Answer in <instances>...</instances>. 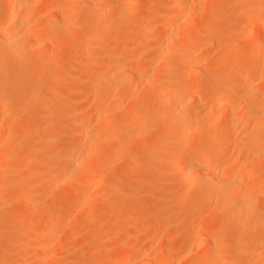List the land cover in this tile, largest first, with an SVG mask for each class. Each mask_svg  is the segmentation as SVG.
Returning <instances> with one entry per match:
<instances>
[{
    "label": "rangeland",
    "instance_id": "obj_1",
    "mask_svg": "<svg viewBox=\"0 0 264 264\" xmlns=\"http://www.w3.org/2000/svg\"><path fill=\"white\" fill-rule=\"evenodd\" d=\"M35 1L36 0H31V2L34 3H31L29 7L23 10L18 9V11H16L15 9L14 14L16 13L17 15V19L15 16V21L18 20L16 22L17 24L21 22V20L23 22V17H25L27 13L32 17H37V19L33 18L35 22L32 23L35 25L31 23L32 26L30 24V27H28L29 24L26 25V22L23 23L26 26L19 23L20 26H24L22 27L23 31L27 28L24 33L28 34L31 28L34 29L39 27L43 19L50 20L51 27L47 26L46 30H52V34L49 39H47L48 36H46V33L42 35V45L47 44V40H51V43L49 42V45H46L48 47H42L45 52L50 55L47 61L44 62V65H46L45 68L40 67L43 63L39 58L41 55H39V53H41V48L39 49V47L35 46V49H39L37 50L39 53L34 49L37 54L36 56L34 55L35 51L29 50L26 46L28 45L27 43L32 42L33 39L29 34L26 38H21V34L19 35L21 38L19 39V44L21 45H17L23 46L24 48L20 47L21 49H17L15 45L16 48L0 53V57L4 60V64L0 68V81L10 77L12 73L15 75V80L9 87L10 90L5 96L0 95V121H2V118L5 120L4 123H1L2 125L0 124V181H3L2 183L6 185L5 192L0 196V264H121L119 252L122 246L119 244V241L129 236H131V239L136 238L137 241L138 239L140 241L144 239V243L142 240V245L145 246L147 250L145 248L142 249L146 251H153V249L156 251V247H160L161 250L170 248L176 251L177 257L173 254L166 256L162 254V260L165 259L164 261L166 264H173L175 260L180 258L179 263L181 261V264H201L199 256L201 250L203 251L205 247L198 245L201 247V249H198L200 247H198L197 244L199 243L198 239L207 234L203 228L208 224L210 227L208 233H213L215 225L218 222L217 220L225 215V212L227 213L230 208L226 206V204H223L221 209H219L214 207V205L212 206V203H207V208L205 204H200L197 199L194 198V196H200L205 188L211 184L209 178L201 179L197 174L192 173L185 167H174L172 172L166 170L162 154L160 153L170 149V147L166 143L159 145V139L164 133H167L168 130L175 126V123L172 124V122H166L163 119L169 111V106L152 107L149 108L150 110L148 109V111H142L146 108H141L147 104L145 103L144 105L142 104L143 106L141 105V107L136 109L133 108V110L131 109L130 117H133V119L137 118L135 123L137 127L133 124V127L136 129L132 131L128 124L129 129L127 132L130 133L132 131L131 133H135L136 130L138 132L142 129L146 131V134L143 139L134 140L132 144L120 150L114 161H111L110 157L112 149L115 147V140L114 138L110 139V136L116 132L113 130L114 125H119V120L123 121L121 113L115 110V113L118 112L117 115L119 119L117 117V123L112 125L113 131H111L110 136L107 138V142L104 141V144L102 142L103 145L100 144L103 146V149L104 147L106 148L105 150L107 153L102 155V161L111 168V173L95 177V172H91L88 176L85 175L76 178L72 175L69 176L68 170L66 172L64 170L60 172L55 171V167L58 166L60 161L64 160L69 153L70 143L77 136L79 131L78 124L80 116L78 115L83 112V110L91 117H94L93 115L96 117V115L99 114L98 116L102 117L101 119L104 120H102L103 123L105 122V118H103L104 115H102L103 113L101 114V107L105 106L106 100L104 101V106L100 105L101 107H99L98 105V108H95L96 101L93 99V93L96 90V82L94 81V76L90 73L93 64L90 66L92 62L89 63V60L92 61L94 59L93 57H95V55L93 53H95L94 51L97 48L99 53H97L96 50V58L103 49H110L112 47L113 50L125 52L124 58L121 60L118 59L119 61H114L115 66H117L116 63L118 62L121 65L126 63V65L132 64V67L137 66L135 68L138 69L139 75L141 76L140 79L139 75H137V78L135 76L136 80H134V77H131L132 92L130 91L129 95L132 97L136 91H133V87L138 86L134 97H137L136 99L139 102L141 100L143 103L149 100L150 97L159 99L162 95H166L173 90L172 86H163L160 80H152L149 74L156 66L157 69L155 70L157 71L163 72L165 71L164 69L167 70L166 67H168V64H166L165 67V63L161 62L162 66H159V63L157 64L156 62L158 58L160 59L161 57L160 54H158L160 49L165 48L163 45L164 42L169 41L168 39L174 41L176 37H173V34L183 36L180 37V40L177 36L176 39H178V42L185 37H190L189 33H194L195 35V33H198L200 30L206 35V30L209 27L205 29V26H211L213 24V34H210L212 33L211 31L208 33V36L213 38V41L210 39L213 46L206 47L203 46L205 44H202L203 47H201L203 50L201 52L203 56L201 60L203 63L199 60L200 54L196 52L197 54L195 53L192 55L193 58H197L198 62H201V66L205 64L204 67L198 65L200 73L198 72L197 74L201 83L200 100L201 104H204L207 102L206 98L210 94L220 88L225 90V85L229 82L228 80L231 77L232 79L235 77L236 83H239L244 77L246 70L240 68L239 62L224 65L220 56L226 49L234 51L235 48L238 50L237 47H239L240 50L241 48L249 47L251 42L249 39L245 38L244 28L245 30L248 29L251 27V24H255L254 26L257 27V31H255L254 26V28L252 27L255 33L264 31V25H262L264 22L261 21L260 25L256 22L258 21L259 15L256 16L255 19L253 18V21L251 20V16L255 17L253 15L255 14L253 8L261 2V0H219L223 2H219L220 6L226 4V7L224 6L226 10L222 9L223 7L221 8L222 10H220L217 6L214 7V5L211 6L214 8L210 7V10H203L202 7H204L206 3H211V0H193L194 3H199L198 8H200L199 6L202 4L201 9H197L198 11L201 10L202 13L201 11L200 13L203 15L199 14V12L195 13V11L187 18L180 16L178 20L179 23H177V31H175L177 28L174 29L176 26L173 27V30L172 28L168 29L162 25L161 10L152 12L147 9L148 0H145L144 3L139 6H135L124 0H104L105 3L106 1H108V3H101L97 9H95L96 5L94 7L93 4L100 0H71L70 5L72 10L73 8L75 9L73 10V15L67 18L59 14L61 11L62 13L64 12V4L62 3H64L65 0L62 2L58 0L61 5L56 6L57 8L53 7L55 10L59 7L60 10L58 9L57 13H55L56 11L54 12L52 7H49L48 9L50 10H47V6L44 5V0L40 2L43 4L42 6ZM159 1L160 3L167 2L166 0ZM213 2L214 0L212 4ZM215 2H218V0H215ZM101 5H103V7ZM100 8H104L102 12ZM51 9L53 10L52 13L54 12L53 14H56L54 17L53 14L50 13ZM92 9H95L93 12L94 14L91 13ZM106 11L112 14L111 17L110 14L107 13L109 17H111V19L109 18L110 20L108 19L109 23L105 25L101 22L99 27L95 30L96 33L93 31V35L96 34L95 36H97L99 33L102 34L106 29L105 26L107 27V25H109L106 32L107 34L105 33L106 35H103L104 37L100 39L101 41L99 40L100 43L97 42V48L95 46V50L89 51L90 54H88L86 50L83 49V44L87 37L86 35L91 31L89 32V30L85 29V31H75V28L78 25H84L86 21L93 17H97L96 20L108 18V15H105ZM22 13L25 15H22ZM20 14L23 17H21ZM50 14L52 19H56L55 22L47 16ZM246 16H249L250 19ZM2 17L5 18V10L0 7V19ZM60 17L61 19H59ZM182 18H184V20ZM69 20H71L70 23ZM246 20L251 22L249 23L250 25H247L249 26L247 28L246 23L248 24V22ZM2 21L0 20V22ZM225 23L226 26H224ZM19 24L17 26H19ZM179 24L185 25V28L183 25L182 26L185 32L188 30L189 36L188 34H184V30ZM179 28L181 29L180 31ZM169 32L173 38H171ZM24 33L22 35H24ZM231 33H233V35H230ZM101 34L98 36L100 37ZM168 34L170 36L169 38ZM28 36L30 39L27 38ZM89 36H91V34H89L88 37ZM27 39L31 41H27ZM112 42H118V45ZM175 42L178 43L176 40ZM220 43L223 44L220 45ZM226 44V49L221 52V50H223L221 47H225ZM49 46L51 47L49 48ZM182 50L184 54L188 51L185 48H182ZM132 55H134V58H132ZM157 55L158 57H156ZM180 55H177L178 58L183 54ZM177 56L175 55V57ZM22 58H27L28 61ZM91 58L93 59L91 60ZM119 64L118 66L120 67L121 65ZM118 66L117 68H119ZM206 69L208 71H206ZM147 70L151 71L147 72ZM202 71L206 74H203ZM143 72L146 73L144 74ZM142 74L143 76H148V79L144 76L146 82H143L144 79L142 78ZM53 75L56 76V79L51 80ZM40 79L45 83L46 89L39 92V90L37 91V83ZM149 79L151 80L149 81ZM1 90L2 88L0 86V92ZM12 92L14 94H12ZM25 96L28 97V99ZM17 97H22V99L18 100ZM240 97H242V91H238L236 94L237 100H239ZM236 98L235 101H237ZM125 99L127 101H125ZM123 100L120 101V106L126 105L129 101V97ZM21 102L26 103V105L21 104ZM108 103L110 102L108 101L106 103L107 106L109 105ZM110 106L113 107L114 105L112 106L111 104ZM2 107H5L7 111L4 112V108ZM203 109H207L206 106L203 107ZM142 112L143 117L140 116ZM148 113L150 115L149 118ZM115 116L112 117L111 120H113ZM144 116H147L148 119H144ZM128 117L127 115L126 118L129 120L130 117ZM10 118H13L14 121L12 122ZM126 118L124 120L127 124L128 121ZM262 119H264V117H262ZM252 120L253 119L239 124V126L233 130V135L237 138L239 146L243 144V148L248 145V142H254L252 139H256L254 143L259 144V147L263 148L264 138L260 140L255 137L254 134L247 135L246 133L248 132L247 127L251 126V124L253 125V122L255 123V121ZM113 121L110 123L112 124ZM263 122L264 120L260 124L264 125ZM142 124L145 129L140 128ZM116 126L114 128L115 130H117ZM251 127H249V130ZM255 127L258 126H254V129ZM93 128V124H90V127L87 128L88 130L83 129L84 131L81 130V133L84 132L82 134L87 136V131H91V133L94 131L92 134H95L97 128H95V130ZM261 129L263 130L261 132L264 133V126H260V130ZM129 130L131 131L129 132ZM210 131L211 130H209V133ZM191 135L194 136L193 133H185L183 139L186 137H193ZM258 140L259 142H257ZM139 149L143 150V154L141 156H135ZM231 149L229 148V153L226 156L230 165L225 166L232 171V173H229L233 175V170H239L238 168H240V171L242 169L247 173V177L246 175L245 177L252 181L250 183V181L245 178L250 186H256L255 189L257 190H264V155L258 151L255 152L248 161L241 159V161L244 162H239V159H233L234 156L232 157L231 155ZM13 152H15V156L12 155L14 154ZM86 153L87 152H85V154ZM88 153L86 154L87 156H90V154L92 155V152ZM151 153H154L152 158L150 156ZM16 154L19 155V157ZM10 156L12 157L11 160L15 158L13 159L15 162L12 161L13 166L10 165V161L9 165L7 163V160H10ZM234 167H236V169ZM229 169L227 170L229 171ZM227 170H224L223 177L226 175L225 177L227 179H232L233 176L228 177L230 174ZM193 174L197 176H192ZM235 175L236 174H234V178ZM64 176H66V179ZM122 180L125 181V183L119 185V182ZM191 181L194 182L196 188L191 190L194 191V193L189 191L190 193L187 194L186 191L189 189ZM85 187H88V190L90 189L89 193L92 195L88 206L80 204L82 192ZM231 187L234 186L232 185ZM178 194L180 197H178ZM227 194L228 192L226 191H214L209 196L211 200L216 198L223 199L226 196L228 197ZM186 195H189V197H185ZM190 196L192 198H190ZM263 200L262 203H259L261 207L258 205L259 207L251 211L249 219L242 221L237 218L236 214L233 215V220H231L225 232L230 235L235 229H243L245 232L241 239H226L222 244L216 246L212 245L214 248L212 251L220 250L221 247L224 249L236 247L242 256L247 254L245 259H248V257H256L257 259L258 257V264H264ZM71 208L80 210L82 212L81 218L71 221L67 220V212ZM204 208L207 209L205 210V214H203L204 212L201 213ZM195 209L198 213L194 211ZM216 209H219V213L223 211V215L218 213L217 217L219 218L215 216L217 215ZM256 209L258 211H256ZM206 211L208 212L206 213ZM209 212L213 213V215L215 213V215L212 216L214 219H217L213 221L214 225H212L214 227L209 224L210 221L212 222L213 218H211V220L203 218ZM193 216H196V218L198 216L197 222L200 224L199 231L205 232L204 234L199 233L198 229H196L199 234L197 239H191L192 237H190L191 225L189 222ZM204 219L206 221L203 222ZM142 220L155 224V230H153V232H148L144 231V229H139L137 224ZM49 221L60 223L61 229L57 231H47L45 228ZM162 225L165 226V229H163ZM161 229H163V231H161ZM205 229L207 230V228ZM20 238L22 239V244L20 243V246H18L19 248H17V256H13L14 254L4 255L3 252L8 246L10 248H16L14 242L17 240L20 241ZM97 239L99 240L97 241ZM90 240H92L91 243L93 242L91 245L87 242ZM192 240L198 241L192 243ZM212 247L210 248L212 249ZM13 251L14 250H12V252ZM215 252L217 253V251ZM216 253H214V256L217 259L219 256H217ZM160 257L161 256H159V260H161ZM216 259L214 258L215 261H220L222 258H219V260ZM176 262L175 264H178V261Z\"/></svg>",
    "mask_w": 264,
    "mask_h": 264
},
{
    "label": "bare ground",
    "instance_id": "obj_2",
    "mask_svg": "<svg viewBox=\"0 0 264 264\" xmlns=\"http://www.w3.org/2000/svg\"><path fill=\"white\" fill-rule=\"evenodd\" d=\"M42 1L43 0H36L35 2L40 3ZM62 1L63 0H61L60 2H62ZM124 1L125 2L128 1L135 6L136 5L139 6V5L143 4L145 0H124ZM166 1H167L166 3H160L159 0H148L147 9L149 11H152V12L157 11V10H161L162 11V22L161 23L163 26L167 27L168 29L169 28L173 29L174 26H176V27H174V29L178 27L177 23H179L178 20H179L180 16L187 18L189 15H191L195 11H196L195 13H198V12H199V14L202 13L201 10L198 11V9H201L202 4H201V6H199L200 8H198L199 3L198 4L194 3L193 0H166ZM212 1L213 0H211V3L208 1L209 3H206V5L204 7H202V9L203 10H205V9L210 10V7L213 5H214V7L217 6V8H220V10L225 9L224 6L226 7V4H224L223 6H220V3H223L222 2L223 0L222 1L218 0V2H215V0H214L213 4H212ZM60 2L58 0H44V5L47 6L46 7L47 10H50V9H48L49 7H52V9H53V7L57 8L56 6L61 5ZM70 2H71V0H65V2L62 3V4H64V12L62 13V11H61V13L59 12V14L62 15L64 18H67V17H70L71 15H73V10L75 8H73V10H72ZM103 2H104V0H100L99 2H96L95 4H93L94 7L96 5L95 9H97V7L99 8V5ZM200 2H202V1H200ZM31 3H32L31 0H0V7L5 10V18L2 17L3 19L2 18L0 19L1 21L3 20L2 22H0V53L4 52V51H9L12 48H16V46H17V49L20 47L22 48L23 46H19V45H21V44H19L20 43L19 39L24 38V37L26 38V36L28 34H29V36H31L33 38L32 42H29V43L26 42L28 44L26 46L28 47L29 50H34L35 46L39 47V49L40 48L43 49L46 45H49V42L51 40H47V44L42 45V43H43L42 35L46 33V36H48L47 39H49L50 35L52 34V30H50V29H49V31L46 30L47 26L51 27V24H50L51 22L49 19H43L41 22V25L39 27H36L34 29L31 28L32 31L30 30V32H28V34H26L24 32H26L27 28H25V30L23 31L22 27H24L28 24H29L28 27H30V24L32 22H35L33 20V18H35V17L28 15V13L26 15L24 13H22V15L24 14L25 17H23L20 14L24 20H23V22L21 20L22 23L21 22H19V23L22 25L24 22H26L27 24L26 25L23 24L24 26H20V24L18 23L19 26H17L18 24L16 22L18 20L15 21V16L17 19L16 13L14 14L15 9H16V11H18V9L23 10L24 8L29 7V5ZM106 3H108V1H106ZM218 3H219V5H218ZM263 3H264V0H261V2H259L253 8L254 13L256 15L253 14L255 17L251 16V20H252L253 18L255 19L256 16L259 15V18L257 19L259 22L256 21L257 23H259L258 25L261 24V21L264 22V4ZM42 5L43 4H41V6ZM73 6H74V4H73ZM101 6L103 7V5H101ZM214 7H211V8H214ZM55 8L53 10H54V12L56 11L55 13H57L59 7L56 10H55ZM61 8H62V6H61ZM52 9H51L50 13H52V11H53ZM95 9H92L91 13H93ZM102 9H104V8H100L101 12H102ZM109 11H111V10H109ZM200 11H201V13H200ZM79 12H81V11H79ZM48 13H49V11H48ZM107 13L110 14V12L106 11L105 15ZM109 14H107L108 18L96 20L97 17L96 18L93 17L92 19L88 20L89 22L86 21V23L84 25L83 24L78 25L75 28V31L76 30H84V29L89 30V32L91 31L89 33V34H91V36L88 37L89 34H87L86 35L87 37L84 40L86 43L84 42V44H83V46H84L83 49H85L88 54H90L89 51H92L93 49L95 50V46H96L97 42H99V40L102 37H104L103 35L107 32L109 25H107V27L105 25L107 23H109V20L112 17L111 16L112 14H110L111 17H109ZM55 15L53 14V17ZM201 15H203V14H201ZM34 16H35V14H34ZM47 16H49L51 18V14L47 15ZM246 17L248 18L249 16H246ZM184 18H182V19L184 20ZM35 19H37V17ZM59 19H61V17ZM93 19H95V20H93ZM249 19H250V17H249ZM52 20H54V19H52ZM55 20H54V22H55ZM248 20H246V21L248 22ZM70 21L71 20H69V23H70ZM101 22H103V24H105L104 26L106 29L104 30V32L102 34L99 33V34H101L100 37L98 36L99 34H97V36H95L96 34L93 35L94 33H96L95 30L99 27V24ZM56 23H58V22H56ZM226 23L224 24V26H226ZM249 23H251V22H248V24L246 23V28L249 27V26H247V25H250ZM32 24H34V23H32ZM32 24H31V26H32ZM70 25H72V24H70ZM179 25L182 26L183 24H179ZM254 25L251 24V27H249L246 30L244 28V31H245L244 36H245V38L249 39V41L251 42L249 47L243 48V49L241 48V50L239 49V47H237L238 50H236V48H235L234 51L227 50L226 49L227 44L225 47L223 46L224 48L221 47L223 49V50H221V52L224 51V49H226V51L224 53H222V55L220 56L222 63L224 65H226L229 63H233V62H239L240 68L246 70L244 77L242 78V80L239 83H236L235 77H233V79L231 77L228 80L229 82L225 85V90L221 89V88H220L221 90L220 89L216 90L215 92H213L212 94H210L206 98L207 102L205 101L206 103H204V104H201V100H200L201 83L197 77V74H198V72L200 73L199 66L204 67L205 64H203L201 66L200 65L201 62L200 61L198 62L197 58H195V57H194L195 58L194 59L192 57V55L197 52L198 54H200L199 60H201V57H203L201 55L202 54L201 52L203 51L201 49V47H203V46H206V47L211 46L212 47L213 46L212 42H211V40L213 38L211 36H210L211 38L208 36L209 31H211V32L214 31V29L212 28L213 24L211 26L210 25L205 26V29H206V27H209L206 30L207 33L205 32L206 35L204 34V32H202L200 30L198 33H195V35H194V33H192L193 34V36H192V34L188 32V30L185 32V30H184L185 25H183L184 28L182 26V29L184 30L183 32H185L184 34L189 33L190 37L186 38L184 36L186 39L183 38V40L178 42V39H176L178 35L173 34L174 35L173 37H176V38H174V41L172 39H168L169 41L162 40V41H165L163 44L165 48L162 47L163 49H160V52L158 54H160L161 57H160V59L158 58L159 62L158 61H156V62H157V64L159 63V66L160 65L162 66V63H165V67H166V64H168V67H166L167 70L164 69L165 71H163V72L157 71V70H155V69H157V66H156V68L154 70H152V69H151L152 71L147 70V72L151 71L149 74H150V78L152 80H160V82L163 86H165V85L166 86H172L173 90L170 91L169 93H167L166 95H162L159 99H155L153 97H150L149 100H147L143 103L141 102V100L139 98L138 99L140 100V102L136 99L137 97L136 98L134 97L136 94L135 92L137 91L138 86L133 87V91L136 90L134 92V95L132 97H131V95H129L130 91L132 92V90H131V88H132L131 77H134V80H136L137 75L140 74L138 69L135 68L137 66L132 67L131 66L132 64L126 65V63L122 64V65L119 64L118 59L121 60L122 58H124L125 52L113 50L112 47H111L112 50H111V48L110 49H103L102 51L100 50L101 52L96 58L97 53H99L98 48L96 46L97 53H96V50L95 51L93 50L95 52V53H93L95 55V57L92 56L94 59L91 58V60L92 59L93 60L92 61L89 60V63L92 62V63H90V66H91V64H93L91 66V68L92 67L93 68L90 69L91 70L90 73H91V75L94 76V81L96 82V90L93 93V99L96 101L95 108H98L97 107L98 105H99V107L104 106V101L106 100L105 106L101 107L102 108L101 114L103 113L102 114V115H104L103 118H105V122L107 121L108 123L107 122L103 123L104 120L101 119L102 117L98 116L99 114H97L96 117H95V115H93L94 117H91V116H89V114L87 115V113L83 110V112H81L78 115V116H80L79 124H78V130L80 132L78 131L77 136L71 141L69 153L67 154V157L64 160L60 161L59 165L55 167V171L60 172V171L64 170L66 172L68 170V173H69L68 175L69 176L70 175L75 176L76 178H80V177H83L85 175L88 176L91 174V172H95L94 173L95 177H99L103 174L111 173V168L102 161V155L107 153V151L105 150L106 148L104 147V149H103L102 145L105 143L104 141L107 142V138L110 136L111 131H113V130H114V132L116 131L115 134H111V136H110V139L114 138V140H115V143H114L115 147H113L112 152H111V157H110L111 161H114V159L117 157L120 150H122L124 147L132 144L134 140L143 139V137L146 134V131L145 130L143 131L142 129H140L138 132L136 130L135 133L134 132L131 133L132 131H134L133 129H136L133 127V124H135L137 121V118L134 117L135 119H133V117H130V113L133 110V108L136 109L138 107H141L142 104L144 105L145 103H147L145 106L142 105L143 107H141V108L143 109L146 107L142 111H145V110L148 111V109L152 108V107L158 108V107L167 105V106H169V111L167 112L166 116L163 119L166 122L170 121V123L172 122V124L175 123V126H174V128H171L170 130H168L167 133H164L163 136L160 137V139H159V145L166 143L170 147V149H167L166 151H162L163 153H160V154H162V159H163L164 165L166 166V170H168L169 172H172V169L174 167L175 168H178V167L184 168L185 167L189 171H191L192 173L197 174L201 179L209 178V180H211V184H209L205 188V190L202 192V194L200 196H194V198L197 199V201L200 204H205V207H207V208H208V206L206 205L207 203H209V204L212 203V206L214 205V207H217L219 209H221V206L223 204H226V206H228L230 208V210L227 211V213L225 212V215L222 214V212H223L222 210H221L222 211L221 213H219V211H218L219 209L218 210L216 209L217 211L214 210V211H216V214H217V215H215V213H214V215L216 217L218 216V213L222 214L223 216L220 215L221 218L218 220L215 218L218 222L215 225V229H214L213 233H208L209 232L208 229H210L208 224H206V225L209 228L207 226H205L203 228L207 234L204 236L201 235L202 237L198 239L199 243L197 244V246L201 245V247H205V249L203 248V251L201 250V254L199 253L200 254L199 259L201 260L200 261L201 264H258V260H257V259H259L258 257H257V259L254 256H253L254 258L248 257V259H245L247 254L244 255L245 257L242 256L236 247H229L228 249H224L223 247H221L220 250H215V251H217V253L215 251H212V250H214L212 245L216 246V245L222 244L226 239H230V240L241 239V237L243 236V234L245 232L243 229H235L230 235H228L225 232L226 228L229 227L231 220H233V215L236 214L237 218H239L242 221L249 219L251 211L253 209L259 207L260 206L259 203L260 202L262 203V200L264 199V190L255 189V187H256L255 185H253L255 187L250 186L248 184V182L246 181V180L250 181V179L246 178L247 173L244 170L241 169V171H240V168H238L239 170H237L236 167H234L236 169V170H233V173L236 174L235 178H234V174L232 175L229 173V172L232 173V171H230L229 168L225 167V166L230 165L228 163V159L226 158L227 154L229 153L228 152L229 148L230 149L232 148L231 149L232 152L230 151L232 154L231 153L230 154L232 155V157L234 156L233 159H239V162L241 161V159L248 161L249 159L252 158V155L258 151L264 155V147L261 148V147H259V144L254 143L256 140L255 138H254L255 140L252 139V141H254V142H251V141L248 142V145L246 144L247 146L243 148L242 147L243 144H240L241 146H239L237 138L234 137V135H233L234 134L233 130L235 128H237L239 126V124H242L246 121L253 119L255 121V123L253 122V125L254 126L257 125L258 127H255V129H256L255 130L254 126L252 124H251L252 127L248 126L247 127L248 132H246L247 135L254 134L255 137H257L260 140L262 138H264V133L261 132L263 130L262 129L260 130V126H262V127L264 126V125L260 124L264 120V119H262V117H264V92H263L264 91V31L261 30L262 31L261 33H255V31H257V27H255ZM262 25H264V24L262 23ZM253 26L255 27V31H253V28H254ZM230 28H231V26H230ZM172 29H170V30H172ZM262 29H263V26H262ZM177 30H178V28L175 31H177ZM180 30L181 29L179 28V31ZM93 31H94V33H93ZM21 32H23L24 35H22L23 33H21ZM170 32H169V34H170ZM242 33H244V32H242ZM169 34H168V38L170 37ZM171 34H172V32H171ZM189 34H188V36H189ZM210 34H213V32ZM19 35L21 36V38ZM230 35H233V33H231ZM29 36L27 37L28 39H30ZM242 36H243V34H242ZM173 37L171 35V38H173ZM180 37H183V36H181V35L178 36L179 40H180ZM165 38H167V37H165ZM207 38H209V39H207ZM28 39H27V41H31ZM175 40L178 43H176ZM118 42L117 43L112 42V43L118 45ZM162 43H161V46H162ZM17 44H19V45H17ZM202 44H205V45L202 46ZM214 44H215V42H214ZM221 44H223V43H220V45ZM110 45H112V44H110ZM110 45H109V47H110ZM46 47H48V46H46ZM50 47L51 46H49V48ZM114 48H116V47H114ZM182 48L187 49L188 50L187 53L184 54L182 52L183 51ZM39 49L36 48L35 50L37 51ZM41 49H40L41 53H39V51H37V53H39V55L41 54L39 56V58L43 62L42 66H40V67L45 68L46 65H44L45 64L44 62L47 61V58H49L50 55L47 54L44 49L43 50H41ZM48 49H47V51H48ZM206 49H208V48H206ZM228 49H232V48H228ZM36 51H35L34 55L37 56ZM180 53H181V55L182 54L183 55L181 56ZM178 54L181 57L178 58V56H177ZM175 55L177 57H175ZM156 57H158V55ZM132 58H134V55H132ZM23 60H27V58L23 59ZM116 60H118L117 61L118 63H116V65L117 66H118V64L121 65L120 67L118 66L119 68H117V66L114 65L115 64L114 61H116ZM133 61L135 62V60H133ZM135 63H137V62H135ZM202 63H203V61H202ZM3 64H4V60H3V58L0 57V68ZM26 67H28V66H26ZM206 71H208V70L206 69ZM202 72H203V74H206L204 71H202ZM12 75L10 77L4 79L3 81H0V86L2 88V90L0 92L1 96H5V94L10 90L9 87L11 86V83L15 80L14 73H12ZM135 76H136V78H135ZM140 76L141 75H139V79H140ZM142 76H143V74H142ZM144 76L142 77L143 79L146 77V76L145 77ZM129 77H130V79H129ZM146 78L148 79V76ZM20 79H21V77H20ZM54 79H56L55 75H53L51 77V80H54ZM151 79H149V81ZM132 80H133V78H132ZM145 80L146 79H144L143 82H146ZM202 80H203V78H202ZM134 85H136V84H134ZM45 89H46L45 83H43V81H41V79H40L37 83V91L39 90V92H40V91H44ZM261 89H262V91H261ZM238 91H242V97H240L239 100H237V98H236V94L238 93ZM18 92H20V91H18ZM12 94H14V93L12 92ZM128 97H129L128 103L126 105L120 106L121 105V104L119 105L120 101L123 100L124 98L128 99ZM26 98L28 99V97H26ZM235 98L237 101H235ZM17 99L21 100L22 97H17ZM107 100L110 102V103H108L109 104L108 106L106 104L108 102ZM125 101H127V100L125 99ZM24 102H26V101H24ZM21 104L26 105V103H23V102H21ZM111 104H112V106L114 105L115 107L114 106L111 107L110 106ZM205 106L207 109H203V107H205ZM2 108H4L3 109L4 112L7 111V110H5V107H2ZM98 110H100V109H98ZM115 110H117L118 112L121 113V118L123 121H121V120L118 121V119H119V116L117 115L118 112L115 113ZM205 110H207V111H205ZM114 113L116 114V116ZM127 115L130 117V118L128 117L129 120L126 118ZM114 116H115V118H114L115 120L113 119L114 120L113 121L111 119ZM138 116H139V114H138ZM140 116L143 117V112ZM149 116L150 115L148 113V118H149ZM117 117H118V119H117ZM125 118L129 123L128 122H127V124L125 123V120H124ZM146 118H147V116H144V119H146ZM10 120L12 122L14 121L13 118H10ZM4 121H5L4 118H2V121H0V124L4 123ZM112 121H113V123L111 124L110 122H112ZM117 121H118L119 125L116 124ZM130 121H131V124H130ZM90 124H93L94 130H95V128H97V130H95L96 133L92 134L94 131H92V133H91V131L90 132L87 131L86 133L88 135L87 136L85 134L83 135L82 133H84V132L81 133V130H83V129L86 130L88 127H90ZM113 124L117 125V126L114 125V128L116 126L117 130H115L113 128V126H112ZM128 124L132 130V131L129 130V132L131 131L130 133L127 132V130L129 129ZM259 124H260V126H259ZM131 125H132V127H131ZM135 126H136V124H135ZM249 127H251L250 130H249ZM112 128H113V130H112ZM140 128L145 129L143 124L141 125ZM209 130H211L212 132L210 131V133H209ZM189 132L193 133L194 136L191 135L193 137H191V138L186 137L185 139H183L184 134L185 133L188 134ZM110 139H108V140H110ZM102 142H103V144H102ZM257 142H259V140ZM100 144H102V145H100ZM87 150H89V151H87ZM84 151L87 153L92 152V155L90 154V156L89 155L87 156L86 155L87 153L85 154ZM13 153L14 154H12V155L15 156V152H13ZM142 154H143V150L139 149L136 152L135 156H141ZM231 155H229V156H231ZM17 156L19 157V155H17ZM150 156L152 158L154 156V153L153 154L151 153ZM11 158L12 157L10 156V160H7V163L9 165V161H10V165L13 166L12 161L15 158H13L12 160H11ZM229 161H230V159H229ZM13 162H15V160ZM241 162H244V161H241ZM226 164H228V165H226ZM233 166H235V165H233ZM231 168H232V165H231ZM227 169H229V171ZM224 170H227L228 173L230 174V175H228V177L233 176V178L231 177L232 179H227L225 177L226 175L223 177L224 172H225ZM194 174L192 176H197ZM68 175H67V177H68ZM245 175H246V177H245ZM65 177L66 176H64V178ZM224 178H226V179H224ZM245 178H246V180H245ZM192 181L190 182L189 189H187V191L185 190L187 192V194L190 193L189 191L196 188V185ZM0 182H1L0 183V196H1L5 192L6 185H5V183H2L3 181H0ZM251 182L252 181H250V183ZM124 183H125V181L122 180L119 182V185H122ZM232 185L234 187H231ZM258 185H259V183H258ZM229 187H231L232 190ZM87 188L85 187L83 189L82 196L80 199V204L83 206H88L89 200L91 199V196H92L91 193H89L90 189L88 190ZM233 188H234V190H233ZM185 191H184V193H185ZM214 191H226V192H228V194H227L228 197L226 196L227 198L226 197L223 199H217L216 198V199L211 200L209 195H211ZM191 192L194 193V191H191ZM178 197H180L179 194H178ZM181 197H182V194H181ZM185 197H189V195L188 196L186 195ZM190 198H192V197L190 196ZM226 209H227V207H226ZM205 210H207V209L204 208V210L201 211V213L204 212L203 214H205ZM194 211H196V213H198V211L196 209ZM209 211H211V210H209ZM256 211H258V210L256 209ZM207 212L208 211H206V213ZM201 213H200V215H201ZM200 215H198V216H200ZM214 215H213V213L209 212L203 218H205L206 220H209V219L211 220V218L214 219V217H212ZM81 216H82V212L80 210H77V209L75 210V209L71 208L67 212V220H69V221L75 220L77 218H81ZM198 216H197V218H198ZM197 218H196V216H193L189 222L191 225V230H190L191 231L190 237H192L191 239H197L199 237V234L197 232L199 231L200 224L197 222V220H198ZM217 218H219V217H217ZM205 219L203 220V222L206 221ZM213 219H212V222L211 221L210 222L207 221V222H209V224L212 225L214 223L213 221H216L215 219L214 220ZM251 222H253V221H251ZM232 223H233V221H232ZM137 225H138L139 229H144V231H148V232H150V231L153 232V230H155V228H156L155 224H152V222H145L144 220L139 221V223ZM160 228H162V227H160ZM205 228H207V230ZM45 229L47 231H57V230L61 229V224L57 223V222L49 221L47 223V226ZM163 229H165V226H163ZM163 229H161V231H163ZM196 229H198V231ZM199 233L204 234L205 232L199 231ZM130 237L131 236L124 237L119 241V244H121V246H122L120 249V252H119L120 253V256H119L120 262H122L121 264H166V262L164 261L165 259L162 260V258H163L162 254H164L165 256L169 255V254H173V255H176V257H177L176 251H174L173 249L171 250L170 248L169 249L165 248L164 250L163 249L161 250L160 247H159L160 249L157 247L156 248L154 247L156 249V251H154V249H153V251H151V250L146 251L147 249L145 248V246L142 245L144 243V239H142L143 240V243H142V240L140 241L138 239V241H137L136 238H132L133 240L135 239L133 241ZM21 240L22 239L20 238V241L17 240L14 242V245L16 244L15 245L16 248H10L8 246L3 252L4 255H7V254L13 255L14 254L13 256H17L16 252L18 250L17 248H19L18 246H20L19 244L22 242ZM69 240H70V237H69ZM98 240L99 239H97V241ZM91 241L92 240L87 241V242H89L88 244L91 245L93 243V242L91 243ZM194 241L192 240V243H194ZM197 241H195V242H197ZM198 247H200V246H198ZM201 247L198 249H201ZM210 247H212V249ZM142 248H145L146 250H144ZM157 249H159V250H157ZM12 250H14L15 252L13 251L14 252L13 253ZM214 253H216V255L222 259H220V261H215L214 258L216 259V257L214 256ZM159 256H161L160 257L161 260H159ZM256 256H259V255H256ZM219 258H217V259L219 260ZM180 259H177L174 261V263L173 262L172 263L175 264V263H177L176 261H178V264H181V261L179 263Z\"/></svg>",
    "mask_w": 264,
    "mask_h": 264
}]
</instances>
